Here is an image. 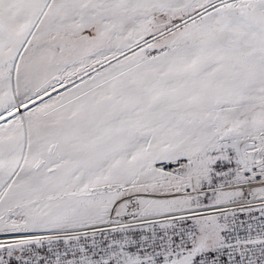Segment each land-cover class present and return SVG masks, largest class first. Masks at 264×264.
<instances>
[{
    "label": "snow or ice",
    "instance_id": "snow-or-ice-1",
    "mask_svg": "<svg viewBox=\"0 0 264 264\" xmlns=\"http://www.w3.org/2000/svg\"><path fill=\"white\" fill-rule=\"evenodd\" d=\"M0 264H264V0H0Z\"/></svg>",
    "mask_w": 264,
    "mask_h": 264
}]
</instances>
